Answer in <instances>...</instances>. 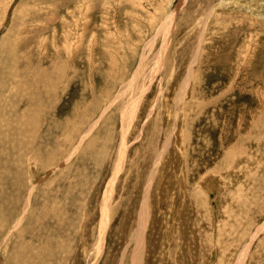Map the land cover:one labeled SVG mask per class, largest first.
<instances>
[{
    "label": "rangeland",
    "instance_id": "1",
    "mask_svg": "<svg viewBox=\"0 0 264 264\" xmlns=\"http://www.w3.org/2000/svg\"><path fill=\"white\" fill-rule=\"evenodd\" d=\"M0 228V264H264V0H0Z\"/></svg>",
    "mask_w": 264,
    "mask_h": 264
},
{
    "label": "bare ground",
    "instance_id": "2",
    "mask_svg": "<svg viewBox=\"0 0 264 264\" xmlns=\"http://www.w3.org/2000/svg\"><path fill=\"white\" fill-rule=\"evenodd\" d=\"M9 5H10V4H9ZM9 5H8V6H9ZM8 6H7V8H6L5 12H4V15H6V13H7ZM152 21H153V20H152ZM167 23H168V21H165V22L162 24L163 27H162V25H161L160 28H162V30L167 31L168 28L165 29ZM167 26H168V25H167ZM160 28H159V29L157 28V29H158V30H157V34L160 32ZM161 32H162V31H161ZM163 32H164V31H163ZM157 34H156V35H157ZM160 34H161V33H160ZM65 53H66V51H65ZM261 101H262V100H261ZM21 129H22V128H21ZM121 139H122V138H121ZM26 147H27V146H26ZM120 164H121V163H120ZM110 187H111V186H110ZM6 217H7V216H6ZM6 217H5V218H6ZM24 218H25V216H24ZM6 219H7V218H6ZM4 220H5V219H4ZM1 222H3V220H2ZM2 224H3V223H2ZM15 226H16V225H15ZM1 227H2V226H1ZM5 227H6V226H5ZM5 227H4V228H5ZM16 227H17V226H16ZM4 228H3V229H4ZM14 228H15V227H14ZM0 229L2 230V228H0ZM9 230H10V229H9ZM9 230H8V231H9ZM2 231H3V230H2ZM10 231H11V230H10ZM4 233H5V229H4ZM11 233H12V232H11ZM2 234H3V233H2ZM6 235H7V234H6ZM133 256H134V254H133ZM135 257H136V256H134L133 259H132V263H134V264H136V262H137V260H136Z\"/></svg>",
    "mask_w": 264,
    "mask_h": 264
}]
</instances>
